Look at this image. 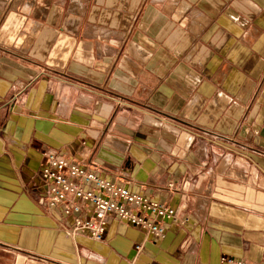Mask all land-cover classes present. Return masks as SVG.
<instances>
[{"label":"crops","instance_id":"obj_1","mask_svg":"<svg viewBox=\"0 0 264 264\" xmlns=\"http://www.w3.org/2000/svg\"><path fill=\"white\" fill-rule=\"evenodd\" d=\"M48 154L177 220L74 232ZM230 260L264 264V0H0V264Z\"/></svg>","mask_w":264,"mask_h":264},{"label":"built area","instance_id":"obj_2","mask_svg":"<svg viewBox=\"0 0 264 264\" xmlns=\"http://www.w3.org/2000/svg\"><path fill=\"white\" fill-rule=\"evenodd\" d=\"M41 177L48 208H60L72 218L74 232L87 233L96 241L104 240L110 218L158 238L165 237L166 226L177 220L178 212L170 205L106 179L64 155H46ZM229 264L251 263L230 260Z\"/></svg>","mask_w":264,"mask_h":264}]
</instances>
